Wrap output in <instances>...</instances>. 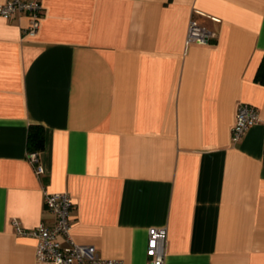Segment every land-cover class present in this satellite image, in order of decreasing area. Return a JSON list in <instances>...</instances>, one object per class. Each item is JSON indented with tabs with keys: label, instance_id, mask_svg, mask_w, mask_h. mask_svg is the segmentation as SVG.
I'll list each match as a JSON object with an SVG mask.
<instances>
[{
	"label": "crops",
	"instance_id": "crops-1",
	"mask_svg": "<svg viewBox=\"0 0 264 264\" xmlns=\"http://www.w3.org/2000/svg\"><path fill=\"white\" fill-rule=\"evenodd\" d=\"M38 1L34 35L0 15V264H49L13 224L53 225L44 190L103 257L145 264L154 226L164 264H264V0ZM191 20L211 42L186 44ZM240 103L260 119L233 142Z\"/></svg>",
	"mask_w": 264,
	"mask_h": 264
},
{
	"label": "built area",
	"instance_id": "built-area-1",
	"mask_svg": "<svg viewBox=\"0 0 264 264\" xmlns=\"http://www.w3.org/2000/svg\"><path fill=\"white\" fill-rule=\"evenodd\" d=\"M18 13L29 16V24L24 29L25 34L34 35L41 23L43 6L38 0H5L0 4V15L6 19ZM215 37V32L201 26L196 20H191L185 42L186 44H207ZM260 119L259 110L247 103H240L236 109L234 123L231 129L233 142L240 141L247 130ZM28 158L33 164L36 174L43 172L39 162L38 152L29 151ZM45 206L54 214L53 225L43 223L31 229H25L13 220L15 231L19 235L36 238L35 258L38 262L49 264H124L121 259L106 258L90 244H80L74 241L71 234V211L73 201L67 192H48L44 190ZM147 259L145 264H164L167 232L165 227L150 226L147 228Z\"/></svg>",
	"mask_w": 264,
	"mask_h": 264
},
{
	"label": "trees",
	"instance_id": "trees-1",
	"mask_svg": "<svg viewBox=\"0 0 264 264\" xmlns=\"http://www.w3.org/2000/svg\"><path fill=\"white\" fill-rule=\"evenodd\" d=\"M256 79L264 83V58H262L256 73ZM45 146V132L40 125H31L28 129L27 148L28 151H41Z\"/></svg>",
	"mask_w": 264,
	"mask_h": 264
}]
</instances>
